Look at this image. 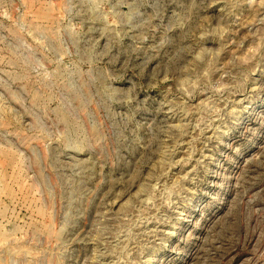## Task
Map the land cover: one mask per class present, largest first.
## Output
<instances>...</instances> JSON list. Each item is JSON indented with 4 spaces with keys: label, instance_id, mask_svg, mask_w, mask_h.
Returning <instances> with one entry per match:
<instances>
[{
    "label": "rangeland",
    "instance_id": "rangeland-1",
    "mask_svg": "<svg viewBox=\"0 0 264 264\" xmlns=\"http://www.w3.org/2000/svg\"><path fill=\"white\" fill-rule=\"evenodd\" d=\"M0 264H264V0H0Z\"/></svg>",
    "mask_w": 264,
    "mask_h": 264
}]
</instances>
